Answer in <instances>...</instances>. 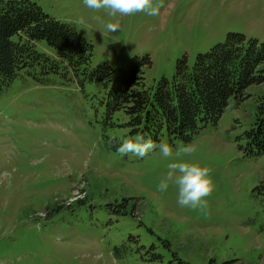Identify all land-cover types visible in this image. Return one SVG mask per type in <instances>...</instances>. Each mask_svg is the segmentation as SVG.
<instances>
[{"label":"rangeland","instance_id":"374dc122","mask_svg":"<svg viewBox=\"0 0 264 264\" xmlns=\"http://www.w3.org/2000/svg\"><path fill=\"white\" fill-rule=\"evenodd\" d=\"M15 1L35 4L87 40L91 68L118 70L148 57L146 87L227 33L264 43V0H162L158 16L118 17L116 32L83 0ZM34 48L53 54L44 41ZM245 93L188 142L161 140L174 153L190 145L182 159L211 170L207 207L194 210L178 205L175 185L157 189L173 158L112 150L126 133L110 124L124 117L105 120L98 83L80 86L68 75L35 82L20 73L0 90V264H264V153L245 152L243 137L261 88Z\"/></svg>","mask_w":264,"mask_h":264},{"label":"trees","instance_id":"16d2710c","mask_svg":"<svg viewBox=\"0 0 264 264\" xmlns=\"http://www.w3.org/2000/svg\"><path fill=\"white\" fill-rule=\"evenodd\" d=\"M37 41L51 47L52 56L38 52ZM91 57V44L67 24L29 1L0 0V90L20 73L35 82L48 75H68L80 86L95 82L103 91L99 103L105 120L117 113L124 117L111 127L125 129L126 135L139 132L160 143L163 138L188 142L217 122L229 100L241 102L250 97L245 93L248 87L260 86L254 119L243 137L245 152L264 153V43L227 33L221 43L196 54L191 65L185 57L176 59L172 77H161L150 87L142 75L148 57H132L118 70L107 63L91 68Z\"/></svg>","mask_w":264,"mask_h":264},{"label":"clouds","instance_id":"9594fccd","mask_svg":"<svg viewBox=\"0 0 264 264\" xmlns=\"http://www.w3.org/2000/svg\"><path fill=\"white\" fill-rule=\"evenodd\" d=\"M83 4L94 12L103 11L105 13L107 20L100 16L96 19L104 24L108 32H116L120 29L118 17L132 16L138 12L155 17L159 15L163 6L162 0H83ZM156 150L162 157L174 160L167 165L168 171L158 183V191L166 192L170 184H173L178 191L177 203L180 207L194 210L206 208V197L211 195L214 188L210 175L211 170L197 162H187L182 159L183 156H188L194 151L190 145L178 146L174 153L173 148L167 142L156 143L138 132L135 135L122 137L116 148V152L121 157L131 153L142 158Z\"/></svg>","mask_w":264,"mask_h":264}]
</instances>
